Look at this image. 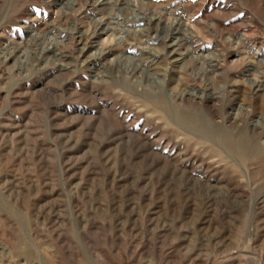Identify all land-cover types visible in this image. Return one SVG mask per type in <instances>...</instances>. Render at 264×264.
<instances>
[{
	"label": "rangeland",
	"instance_id": "1",
	"mask_svg": "<svg viewBox=\"0 0 264 264\" xmlns=\"http://www.w3.org/2000/svg\"><path fill=\"white\" fill-rule=\"evenodd\" d=\"M0 264H264V0H0Z\"/></svg>",
	"mask_w": 264,
	"mask_h": 264
},
{
	"label": "bare ground",
	"instance_id": "2",
	"mask_svg": "<svg viewBox=\"0 0 264 264\" xmlns=\"http://www.w3.org/2000/svg\"><path fill=\"white\" fill-rule=\"evenodd\" d=\"M258 87V86H257ZM260 87V86H259Z\"/></svg>",
	"mask_w": 264,
	"mask_h": 264
}]
</instances>
